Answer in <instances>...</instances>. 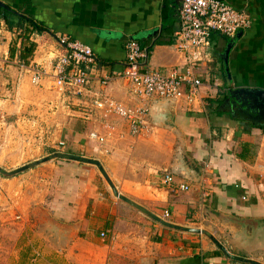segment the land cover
I'll return each mask as SVG.
<instances>
[{
	"label": "crops",
	"instance_id": "crops-1",
	"mask_svg": "<svg viewBox=\"0 0 264 264\" xmlns=\"http://www.w3.org/2000/svg\"><path fill=\"white\" fill-rule=\"evenodd\" d=\"M222 1L246 10L251 27L234 38L213 34L208 57L195 67L205 84L198 96L189 102L155 99L149 128L132 137L121 120L104 119L94 111L92 96L136 107L122 78L130 40L148 50L143 71L166 75L184 67L174 49L179 1L0 0L42 29L29 36L34 51L21 63L43 72L35 85L29 71L5 63L6 56L18 61L28 43H21L0 18V98L7 96L16 106L50 103L47 109L59 117L55 128L62 144L36 158L21 155L13 145L7 159L0 144V168L12 171L58 151L98 160L117 191L133 204L161 219L168 213L165 221L176 226L204 228L231 254L264 260V112L247 116L242 101L235 100L240 95L232 97L244 89L264 94V0ZM60 37L87 45L98 59L89 69L83 96L55 92L53 65L64 53ZM104 77H110L107 86L100 82ZM105 126L113 130L104 148L88 135L106 136ZM166 175H172L173 186L185 184L189 190L164 184ZM0 206L20 214L15 228L23 241L8 259L11 264H137L147 258L154 264H240L201 235L165 228L122 202L98 170L86 164L53 161L15 176L0 175ZM39 210L68 229L49 227ZM219 216L259 220L262 229L247 238L227 230Z\"/></svg>",
	"mask_w": 264,
	"mask_h": 264
},
{
	"label": "built area",
	"instance_id": "built-area-1",
	"mask_svg": "<svg viewBox=\"0 0 264 264\" xmlns=\"http://www.w3.org/2000/svg\"><path fill=\"white\" fill-rule=\"evenodd\" d=\"M179 29L174 36V49L183 57L182 69H171L166 75L155 71H143L148 58V50L138 42L130 40L125 45V64L122 78L129 84V93L138 102L136 107H128L110 98L93 94L91 107L99 111L105 119L114 116L127 127L130 136L138 137L149 128V110L155 99L187 102L196 98L205 85L195 73V67L208 57L211 36L217 34L224 38H234L238 33L247 31L252 20L246 10H236L222 0H178ZM58 44L64 49L53 65L52 79L58 96L80 97L88 93L91 67L98 59L87 45L67 37L58 38ZM5 63L29 71L32 83H40L43 72L36 67H26L19 61H11L7 56ZM110 77L100 82L107 86ZM108 133L102 136L97 132L88 135L91 141L104 147L113 128L105 126ZM62 145V144H60ZM105 148V147H104ZM107 153V150H104ZM164 184L174 190L188 191L185 184L174 185L172 175L164 177ZM165 212L163 220H167ZM100 236L104 238L105 234Z\"/></svg>",
	"mask_w": 264,
	"mask_h": 264
},
{
	"label": "rangeland",
	"instance_id": "rangeland-1",
	"mask_svg": "<svg viewBox=\"0 0 264 264\" xmlns=\"http://www.w3.org/2000/svg\"><path fill=\"white\" fill-rule=\"evenodd\" d=\"M0 99L2 101L0 103V144L2 153L5 154V159L8 158L7 155H10L9 150L14 146L19 147L18 151L21 150V155L25 157L30 155V158L45 155L49 152L47 149L62 148L58 143V134L55 128L59 117L56 112H51V110L47 109L50 103L46 106L44 103H28L21 99L24 103H18L16 106L7 96ZM233 108L236 109L237 106L233 105ZM245 112L251 113L249 111ZM60 114L63 116L62 113ZM28 141L30 142V146H28ZM39 141L43 144L41 143L42 145H40ZM25 143H27V148H23ZM53 161L61 162L63 160L57 159L49 162ZM101 178L106 186H108L102 176ZM3 207L0 206V264H11L12 260L8 261V259L13 258V254L18 251L21 241H23L15 228L16 224L20 221V214L15 209H12L13 211L9 214ZM199 229L207 231L204 228ZM199 235L212 243L206 235ZM212 235L216 238L214 234ZM259 262L264 264V260H259Z\"/></svg>",
	"mask_w": 264,
	"mask_h": 264
},
{
	"label": "water",
	"instance_id": "water-1",
	"mask_svg": "<svg viewBox=\"0 0 264 264\" xmlns=\"http://www.w3.org/2000/svg\"><path fill=\"white\" fill-rule=\"evenodd\" d=\"M0 6L7 9V7H5L3 5H0ZM236 94L240 95V97L238 99H235V100L236 101L239 100L237 102L242 101V103L245 105L244 109L250 110L251 112L260 113V114L264 112V94L262 92H259L256 90L244 89V90L236 91L232 97L235 98ZM163 101L174 102V100H163ZM169 113H171V115H169V117L172 121V114H173L172 110ZM151 115H152V106L150 107V110H149V118H151ZM180 140L182 141L181 135H180ZM181 148H182V146H181ZM57 159L72 161V162H76V163H80V164H86V165H90V166L95 167L98 170V172L100 173V175L103 177L105 182L108 184L109 188L111 189L113 195L116 198H118L119 200H121L124 203H127V204L137 208L138 210L143 212L146 216H148L150 219L157 222L161 226L168 228V229H173V230L192 233V234H198V235L204 234L209 238V240L212 242V244L217 248V250H219L222 253V255L224 257H226L227 259L232 260L234 262H237L240 264H262L261 262L253 260V259H249V258H245V257L239 256V255L231 254L224 244H222L218 239H216L214 236H212L211 234H209L206 231H203V230L198 229V228H187V227L176 226V225L171 224V223L161 219L160 217L142 209L141 207L133 204L130 200H128L126 197H124L123 195H121L117 191L116 187L114 186V184L110 180L109 176L107 175L106 171L104 170L102 164L98 160L86 158L83 156L72 155V154H68V153L56 152V153H53L47 157L35 160L29 164H26V165L21 166L17 169H14L12 171H5L2 168H0V175L7 176V177L15 176V175L23 173L29 169H32V168H34L40 164H44V163H47L49 161L57 160ZM39 212H41L43 214L44 222L49 227L56 228L59 231H63V230L65 231L68 229L67 226H65V225L57 222L56 220L52 219L50 217V215L48 213H46L44 210H39ZM217 219L220 222H222L223 226L227 230H229L230 232H233L234 234L244 233L247 238L252 237V235L254 233L258 232L259 229H262L259 220H251V219L240 220L238 218H231V217H224V216H219ZM154 263H155V260L153 258H147V259H143V260L139 261L137 264H154Z\"/></svg>",
	"mask_w": 264,
	"mask_h": 264
},
{
	"label": "trees",
	"instance_id": "trees-1",
	"mask_svg": "<svg viewBox=\"0 0 264 264\" xmlns=\"http://www.w3.org/2000/svg\"><path fill=\"white\" fill-rule=\"evenodd\" d=\"M0 18L4 21L8 30L16 31V33H18L21 43H24L25 41L28 43L29 36L32 32L36 31L39 33L42 31V29L37 26L30 18L20 15L9 8L5 9L0 7ZM34 47L35 46L33 43H28V46L24 47L23 50L18 53V61L25 62L26 59L31 57ZM218 107H221L219 102Z\"/></svg>",
	"mask_w": 264,
	"mask_h": 264
},
{
	"label": "flooded vegetation",
	"instance_id": "flooded-vegetation-1",
	"mask_svg": "<svg viewBox=\"0 0 264 264\" xmlns=\"http://www.w3.org/2000/svg\"><path fill=\"white\" fill-rule=\"evenodd\" d=\"M237 108H238V107H237ZM243 108H245V105H244ZM245 111H249V112H251L250 110H246V109H244V112H245ZM245 113H248V112H245ZM251 113H253V112H251ZM251 113H248V114L250 115Z\"/></svg>",
	"mask_w": 264,
	"mask_h": 264
}]
</instances>
